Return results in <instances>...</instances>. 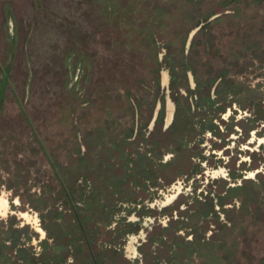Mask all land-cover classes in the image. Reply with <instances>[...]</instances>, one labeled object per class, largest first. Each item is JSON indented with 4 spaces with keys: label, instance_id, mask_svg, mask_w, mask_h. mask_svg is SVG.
I'll return each instance as SVG.
<instances>
[{
    "label": "rangeland",
    "instance_id": "1",
    "mask_svg": "<svg viewBox=\"0 0 264 264\" xmlns=\"http://www.w3.org/2000/svg\"><path fill=\"white\" fill-rule=\"evenodd\" d=\"M188 33L195 34L190 47L187 40L188 53L182 62ZM170 61L175 63L178 79L184 77L181 63H187L203 83L224 73L239 92L233 108L236 111H229L234 128L227 127L221 141L208 135L201 145L207 156L210 148L218 150L213 152L215 157L208 158L206 174L213 175L212 168L221 164L217 158L226 161L230 156H239L248 169L264 172V162L251 155L264 143V137L257 138L264 136V124L253 120H264V0H0V87L9 65L0 96V194L8 203L6 211L0 212V237H6L3 232L10 226L25 225L26 219L21 216H28L32 230L24 226L20 240L30 237L25 246L33 244L40 252L37 245L41 238L34 234L36 225L32 220L36 216L39 219L41 205L31 195L46 191L49 199L58 190L45 150L71 182L80 157L88 165L96 163L100 144L106 138L95 132L106 125L111 106L116 105L122 123L129 119L121 111L127 94L141 99L145 108L152 99L149 94L157 92L155 79L159 75L167 95L166 105L172 108L167 90L169 74L163 68ZM159 65L163 69L157 73ZM18 102L30 126L20 114ZM233 129L242 137L230 135ZM247 134L249 139L240 145ZM80 144L84 146L82 156ZM228 160L230 167L232 159ZM191 169L189 165L186 172ZM217 170L224 175L223 169ZM163 174L169 179L177 176L170 168ZM177 179L160 191L153 203L161 196L165 200L177 196L175 203L182 202L194 186L199 190L209 188L207 182L198 181L190 188L184 178ZM104 186L99 184L101 191ZM220 188L221 183L210 190ZM59 195L57 200L61 199ZM13 196H17L15 202L19 205L11 204ZM68 206L62 204L59 209L65 213L64 221L71 222ZM236 207L224 214V221L231 225L215 224L214 217V225H196L199 229L194 228L191 237L206 242L204 255L182 264L264 263V183L254 199ZM52 212L47 213L46 220ZM176 227L171 225L167 230L164 245L146 240L158 237L155 228L148 231V237L145 232L142 250L134 248L139 239L128 240L124 257L113 264H131L141 258L140 251L148 254L140 264H171L170 251L182 253L191 238L189 230L175 233ZM94 239L93 247L97 249L99 243L108 241V236L97 234ZM11 258L13 262L7 264H19L15 255Z\"/></svg>",
    "mask_w": 264,
    "mask_h": 264
},
{
    "label": "flooded vegetation",
    "instance_id": "2",
    "mask_svg": "<svg viewBox=\"0 0 264 264\" xmlns=\"http://www.w3.org/2000/svg\"><path fill=\"white\" fill-rule=\"evenodd\" d=\"M194 34L188 33L184 40L182 62L188 53L187 40L190 39V47ZM181 66L184 74L182 80L177 78L175 63L170 61L163 67L169 74L167 90L173 103L172 108L166 105L167 95L161 87L158 74L155 79L157 92L148 93L152 99L145 108L142 107L141 99L133 97L131 93L127 94L126 104L121 111L129 117L128 120L123 123L118 120L116 105L111 106L104 121L105 129L101 127L95 132L106 138L100 144L101 147H98L96 163L88 165L79 154L78 171L71 182L68 177L65 179L62 169L45 150L47 166L53 173L58 190L55 197L49 199L45 197L48 193L46 191L43 195H31L41 205L40 220L37 216L32 220V224L36 225L33 232L41 238L37 245L40 252H36L33 244L25 246L27 241L30 242V237L21 242V229L24 226H27L26 229L32 228L27 223L29 217L21 216V219H26L25 225L10 226L3 232L6 237H0V264L12 263V255L17 257L19 264H113L115 260L124 257L128 240H140L134 245L135 251L142 250L146 240L156 246L164 245L165 233L171 225H177L175 233L189 230L190 237L193 236V229L198 228L196 225H214L212 217L217 220L215 224L231 225L224 221V214L234 211L240 203L257 196L261 184L264 183V172L257 168L254 169L256 171L248 169L245 167L246 162L239 161V156H228L232 159L230 167L229 158L224 161V157H219L217 160L221 164L212 168L213 175L206 174L204 166L208 158L216 156L213 152L218 150L210 148L211 153L208 156L211 157H208L202 153L201 145L208 135L221 141V134L226 128H234V117L229 115V111H236L233 108L237 105L239 92L235 90L234 81L224 73L203 83L197 79L187 63H181ZM163 68L159 65L157 73ZM189 76L192 77L191 80ZM190 82L193 86H190ZM18 107L29 124L23 105L18 102ZM253 120L264 124V120L258 117ZM228 123L230 125L227 126ZM230 135L242 137L236 129ZM262 137L264 136H257L258 139ZM248 139L247 134L240 145ZM80 145L79 153L82 156L84 146ZM259 147V150H252L251 155L258 156L257 160L264 162V143H260ZM236 152L239 154V150ZM189 165L192 169L188 173L186 169ZM167 168L173 169L176 179L184 178L183 182L187 187L192 188L198 181L207 182L208 190H199V186H194L191 192L185 194L182 202L175 203L177 196L168 197L166 200L161 196L158 202L153 203L157 201L160 191L167 189L175 181V178L169 179L163 174ZM220 168L224 175L217 172ZM68 174L71 175L70 172ZM100 183L105 184L104 191L99 188ZM219 183V190H210ZM57 195L61 196L60 200L56 199ZM16 197H12L13 206L18 204L15 202ZM57 203L59 205L54 208ZM62 204L69 205L68 216L71 222L64 221L65 213L59 209ZM7 207V200L2 193L0 212H5ZM52 211L55 213L46 220L47 213H53ZM11 216L16 215L12 213ZM88 225L92 227L89 228ZM154 228L158 237L145 240V232V237H148V231ZM97 234L107 235L108 241L99 243L95 249L94 237ZM187 240L182 253L170 251L171 264H182L190 259L196 260L200 254L204 255L206 242L200 241L196 236ZM138 255L143 260L148 256L147 253L143 255L142 251ZM140 259L138 257L132 261L140 264Z\"/></svg>",
    "mask_w": 264,
    "mask_h": 264
},
{
    "label": "water",
    "instance_id": "3",
    "mask_svg": "<svg viewBox=\"0 0 264 264\" xmlns=\"http://www.w3.org/2000/svg\"><path fill=\"white\" fill-rule=\"evenodd\" d=\"M8 67H9V65H7V67H5L4 72L2 74V84H1V87H0V96L2 95L4 85L7 82V76H8V72H9V68Z\"/></svg>",
    "mask_w": 264,
    "mask_h": 264
},
{
    "label": "trees",
    "instance_id": "4",
    "mask_svg": "<svg viewBox=\"0 0 264 264\" xmlns=\"http://www.w3.org/2000/svg\"><path fill=\"white\" fill-rule=\"evenodd\" d=\"M8 40L11 42L12 38L10 36H8ZM11 48H10V52H11ZM9 56H11V53L9 54ZM262 264H264V263H262Z\"/></svg>",
    "mask_w": 264,
    "mask_h": 264
}]
</instances>
